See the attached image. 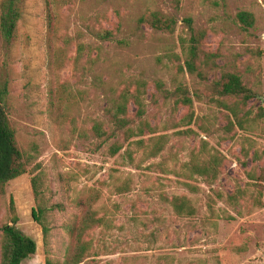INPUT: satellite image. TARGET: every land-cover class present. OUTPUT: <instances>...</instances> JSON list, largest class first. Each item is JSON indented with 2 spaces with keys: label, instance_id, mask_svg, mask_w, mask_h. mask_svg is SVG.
Returning a JSON list of instances; mask_svg holds the SVG:
<instances>
[{
  "label": "rangeland",
  "instance_id": "374dc122",
  "mask_svg": "<svg viewBox=\"0 0 264 264\" xmlns=\"http://www.w3.org/2000/svg\"><path fill=\"white\" fill-rule=\"evenodd\" d=\"M180 3L177 30L171 34L139 25L137 20L151 10L175 13L172 0H59L55 7H48L46 0L25 1L8 65L12 72L10 121L19 144L33 159L29 171L10 180L0 196V225L11 222L13 199L17 227L37 242L36 253L22 264H45L47 257L62 264L72 240L67 226L77 224L90 208L110 224L86 234V239L93 240V253L80 264H194L199 259L208 264L217 260L220 264H264V206L239 216L218 197L238 185L252 188L247 172L258 171L264 161L245 158L242 142L250 136L256 147L264 148V119L253 132L238 127L228 131L230 110L213 99L211 90V83L222 72H238L258 94L248 105L251 116L264 104V0ZM241 10L254 14L249 31L237 21ZM186 16L194 18L197 32L205 31L203 51L218 53L216 66L200 68L204 79L180 69L186 59L180 36H191L183 22ZM100 28L113 29L114 40L96 38L93 32ZM80 44L84 50L79 55ZM7 55L0 33V72ZM134 78L147 81L145 118L159 128L154 135L169 136L160 155L138 169L122 156L126 147L116 156L108 154L110 143L123 140L121 133L99 147L91 130L95 119L109 122L106 107L110 95L132 87ZM157 79L171 90L178 82L189 89L194 112L191 123H179L190 109L183 105L175 109L174 98L165 99L158 92ZM59 84L74 95L60 106L61 111H68V118L60 122L49 110L50 89ZM135 112L131 103L129 116L134 117ZM74 126L85 134L73 132ZM203 140L222 159L213 184L200 177L188 180L159 167L150 168L152 162H163L169 169L181 170ZM37 173L45 180L48 204L57 206L47 216L51 226L48 245L33 216L37 202L31 179ZM128 176L133 180L132 190L115 193L114 184ZM183 181L199 190L191 192ZM181 194L193 198L197 215L179 217L164 201L165 196ZM209 203L236 218L216 219L217 228L205 224L210 217Z\"/></svg>",
  "mask_w": 264,
  "mask_h": 264
},
{
  "label": "trees",
  "instance_id": "16d2710c",
  "mask_svg": "<svg viewBox=\"0 0 264 264\" xmlns=\"http://www.w3.org/2000/svg\"><path fill=\"white\" fill-rule=\"evenodd\" d=\"M26 0H0V33L3 44L6 48V57L4 66L0 72V196L5 194L7 183L25 173L28 166L32 163L33 156L26 149L22 148L17 138V132L10 121V86H11V68L9 60L11 59L12 50L18 39L19 23L23 18ZM48 7H55L59 0H46ZM176 12L164 13L160 10H151L141 14L138 17V24L148 26L154 30L164 31L173 34L177 30L179 18L177 12L180 10V0H172ZM217 4V3H216ZM237 21L240 22L241 28L249 31L254 26V14L248 10H241L236 15ZM186 31L191 33L189 38L180 36L181 44L185 52V64L180 67L185 68L190 74H196L200 79L205 75L200 68L203 65L213 67L217 65L215 58L218 53L203 51L201 45L205 37V31L197 32L194 27V18L186 16L183 20ZM93 35L101 41H112L115 38L113 29L100 28L93 32ZM84 50V45L79 46V55ZM201 53L204 57L201 59ZM79 58V57H78ZM96 58L92 60L95 63ZM101 81V80H100ZM133 86H126L118 94L110 95V106L106 107L109 122L102 119H95L91 130L95 137L99 139V147L108 144L109 141L121 133L123 140L113 141L108 146V154L116 156L126 147L122 154L128 160V164L135 168L142 167L143 163L149 159L156 158L165 149L168 143V134L154 135L159 132L156 125L151 124L146 118V95L147 81L140 78H134ZM158 92L165 98H174L175 109L183 105L190 110L185 114L179 123H191L194 118L192 110L193 99L190 96L189 89L181 82L175 85L171 90L166 88L165 82L161 79L155 81ZM213 99L230 110L229 120L227 123L228 131L238 127L241 130L253 132L264 119V104L259 106L256 113L248 108L249 102L258 97L257 92L247 86L241 74L234 71H224L211 83ZM74 98L73 93L68 92L64 84L57 85L50 89L49 110L50 115L57 117L58 121H64L68 118L67 109L61 111V105L66 101ZM232 98L233 102L229 103L225 99ZM135 105L136 112L134 117L129 116L130 104ZM73 123L74 120L72 119ZM78 131L74 126L73 132ZM148 136V137H147ZM242 142V152L245 158H251L252 161H264V148L256 147V143L250 136H245ZM127 143V146H125ZM142 153L138 155V152ZM252 151V152H251ZM220 154L214 147H210L205 140L197 151H193L190 159L181 167V170L167 168L163 162H152L150 168L159 167L162 171H169L179 177L192 180L200 177L208 184H213L220 175L222 164ZM169 169V170H166ZM35 168L30 170L35 172ZM249 178V187L237 186L236 189L226 195L218 193V197L224 200L233 211L239 216L245 213L251 214L256 209L262 208L264 194V164L259 165V170H250L247 172ZM33 193L37 202V207L33 210L35 220L41 225L43 230L44 242L49 244V235L51 226L47 222L48 212L55 209L56 205H49L46 200V190L44 188L45 180L40 173L34 174L32 179ZM133 180L131 176L125 177L122 181L114 184V191L117 194H123L132 190ZM182 184L191 192L196 193L199 188L187 181ZM96 199V197H94ZM164 201L170 206L173 213L179 217H190L198 214V208L193 198L186 194L165 196ZM210 217L204 221L214 228H217L216 219L232 220L236 217L227 210L215 209L213 205L208 204ZM11 222L0 225V264H22V262L34 255L37 251V242L34 238L23 233L18 227V216L13 199L10 200ZM214 218V220L212 219ZM110 221L103 216H98L96 210H88L83 214L81 220L75 225H68L67 231L71 237V246L62 264H80L85 258L92 255L93 240L86 239V234L97 226L109 227ZM194 264H208L206 260H195ZM45 264H56L50 257H47ZM168 264H173L170 262ZM216 264H220L217 260Z\"/></svg>",
  "mask_w": 264,
  "mask_h": 264
}]
</instances>
